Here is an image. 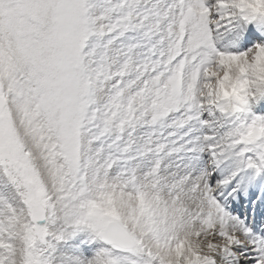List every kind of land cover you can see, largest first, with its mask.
<instances>
[{
    "label": "snow or ice",
    "instance_id": "6c2138e0",
    "mask_svg": "<svg viewBox=\"0 0 264 264\" xmlns=\"http://www.w3.org/2000/svg\"><path fill=\"white\" fill-rule=\"evenodd\" d=\"M258 111L264 0H0V264H264Z\"/></svg>",
    "mask_w": 264,
    "mask_h": 264
},
{
    "label": "rangeland",
    "instance_id": "374dc122",
    "mask_svg": "<svg viewBox=\"0 0 264 264\" xmlns=\"http://www.w3.org/2000/svg\"><path fill=\"white\" fill-rule=\"evenodd\" d=\"M257 107H259V105H257ZM257 114L258 115H264V112L258 111ZM0 192H3L6 196H9V197H11V195H12L11 188H5L2 182H0ZM89 245H90V243L88 242V236H87V234L81 233V234L77 235L76 237H73V238H70V239H66V240L61 241L57 245V253L58 254H65V252H67L66 250H68L69 248H70L69 250H71V248H72V250L75 249V254L77 252H79L80 254L84 255V253H81L80 251L81 250H84L85 252H89V249H88V246ZM64 247H65V249H64ZM79 248H80V251H79ZM90 248L92 249V247H90ZM75 260H76L75 255L74 256H69L68 255L67 257L66 256H63V258H62V264H74L75 263ZM72 261H73V263H70Z\"/></svg>",
    "mask_w": 264,
    "mask_h": 264
},
{
    "label": "bare ground",
    "instance_id": "6f19581e",
    "mask_svg": "<svg viewBox=\"0 0 264 264\" xmlns=\"http://www.w3.org/2000/svg\"><path fill=\"white\" fill-rule=\"evenodd\" d=\"M227 41H225V43H226ZM262 112H264V111H262ZM76 239V238H75ZM74 240V239H73ZM77 240V239H76ZM72 242V241H71ZM94 245V246H93ZM87 246V245H86ZM95 246H97L96 244H94V243H90V245L88 246V249H89V252H85L84 250H81L80 251V248H79V251L81 252V253H84V255H82V254H80L79 252H77L76 254H75V249L74 250H72V248H71V250H66L67 252H65V254H64V256H74L75 255V257H76V260H75V263L74 264H77V261H84L85 262V264H86V262L89 260V259H91L92 258V256H93V254H94V252H95V250H96V248L98 247H95ZM90 247H92V249L90 248ZM64 249H65V247H64ZM87 249V250H88ZM94 249V250H93ZM74 253V254H73ZM70 263H73V261L72 262H70Z\"/></svg>",
    "mask_w": 264,
    "mask_h": 264
}]
</instances>
